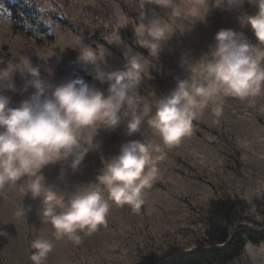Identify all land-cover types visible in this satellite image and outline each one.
I'll list each match as a JSON object with an SVG mask.
<instances>
[{
	"label": "rangeland",
	"instance_id": "rangeland-1",
	"mask_svg": "<svg viewBox=\"0 0 264 264\" xmlns=\"http://www.w3.org/2000/svg\"><path fill=\"white\" fill-rule=\"evenodd\" d=\"M18 1L0 0V65L28 58L53 85L86 84L107 95L109 85L96 78L97 72L123 71L127 51L128 55L141 54L144 71L137 91L141 108L146 105L151 111L140 131L131 136L126 123L114 130L99 129L94 140L98 147L87 154L78 170L73 171L70 162L43 170L47 185L65 203L81 187L99 191L108 200L105 223L91 235L80 233L79 244L67 238L57 240L52 225L42 222V199L19 190L21 184L27 188L28 178L18 181L17 187L0 189V232L4 233L0 235V264H33L31 243L37 238L53 244L44 264H156L187 251L221 246L224 233L241 227L264 229V92L243 101L224 97L218 105L209 104L193 121L191 134L172 147L164 146L148 123L159 99L176 88L178 79L199 76V64L211 59L205 55L214 47L218 31L231 29L249 43H258L248 20L257 15L254 5L245 3L240 11H229L226 5L215 7L213 0L211 11L200 22V17H176L171 7L159 8L153 0H137L134 9L130 4L135 0H25L22 6L27 5L30 14L16 24L8 3ZM176 5L190 7L188 0H174ZM154 17L167 26L169 35L158 58L140 47L135 36L139 25ZM84 44L103 54L104 61L96 65L78 62V50ZM14 82L19 89L25 79L17 73ZM31 91L24 95L5 92L12 103L9 108L19 107ZM217 106L219 115L213 111ZM132 141L151 145V159L158 169L139 211L117 205L105 186L95 184L102 159L119 155L121 147ZM61 169L66 172L63 178ZM22 208L26 214L18 216ZM262 250L264 241L249 243L231 264H264Z\"/></svg>",
	"mask_w": 264,
	"mask_h": 264
},
{
	"label": "clouds",
	"instance_id": "clouds-1",
	"mask_svg": "<svg viewBox=\"0 0 264 264\" xmlns=\"http://www.w3.org/2000/svg\"><path fill=\"white\" fill-rule=\"evenodd\" d=\"M153 2L159 8L171 7L176 17H200V22L205 21L213 7V0H188L187 8L173 7L174 0ZM245 3L258 10L257 15L248 17L258 43H249L242 33L231 29L217 32L214 47L205 55L211 59L199 64V76L178 79L176 88L159 99L155 115L148 120L164 146H175L189 136L193 121L209 104L218 105L224 97L243 101L264 92V0H215V7L226 5L229 11H240ZM135 36L137 44L154 58L159 57L169 40L167 26L159 17L140 24ZM78 51V62L85 65H96L105 59L86 44ZM126 61L123 71L97 72L96 78L109 85L107 95L86 84L53 85L41 77L40 70L28 58L0 65V189L17 187L18 181L28 178L27 188L21 184L19 190L33 199H42V222L52 225L57 240L67 238L79 244L80 233L91 235L105 223L110 205L99 191L84 187L77 189L65 203L47 185L43 170L61 162H70L71 169L78 170L87 154L98 147L94 140L99 129L114 130L126 123L131 136L140 131L151 111L146 105L141 108L137 91L143 79L142 55H128L127 51ZM48 71L51 75V70ZM17 73L25 79L19 89L14 82ZM30 89L28 99L19 107H8L10 98L5 92L24 95ZM213 111L220 114L218 106ZM89 131L95 135L88 134ZM151 151V145L145 142L124 144L119 155L102 159L103 168L95 184L105 186L109 199L117 205L139 211L145 204V190L151 188L158 172ZM64 175L66 172L61 169V178ZM25 214L24 208L17 212L18 216ZM31 248L33 264H44L53 244L37 238Z\"/></svg>",
	"mask_w": 264,
	"mask_h": 264
},
{
	"label": "trees",
	"instance_id": "trees-1",
	"mask_svg": "<svg viewBox=\"0 0 264 264\" xmlns=\"http://www.w3.org/2000/svg\"><path fill=\"white\" fill-rule=\"evenodd\" d=\"M137 0L130 4V8H135ZM25 0L18 2H9V8H12L13 17L16 24L25 21L30 14V9L27 5H23ZM26 3V2H25ZM19 6V7H18ZM19 8L17 11L16 8ZM132 12L128 13L131 15ZM54 18H59L60 22L64 25L74 27L69 21L57 15ZM131 24V23H130ZM133 26V25H132ZM131 26V28H132ZM133 29L130 31L132 34ZM143 54L151 58L146 50H142ZM95 78V77H90ZM9 103L8 107H11ZM264 241V229L254 230L247 227H241L231 233H224L223 245H214L207 248H198L195 250L187 251L181 254L173 255L159 261L156 264H231L238 260L246 250L249 243L258 244Z\"/></svg>",
	"mask_w": 264,
	"mask_h": 264
},
{
	"label": "snow or ice",
	"instance_id": "snow-or-ice-1",
	"mask_svg": "<svg viewBox=\"0 0 264 264\" xmlns=\"http://www.w3.org/2000/svg\"><path fill=\"white\" fill-rule=\"evenodd\" d=\"M262 251H264V250H262Z\"/></svg>",
	"mask_w": 264,
	"mask_h": 264
}]
</instances>
